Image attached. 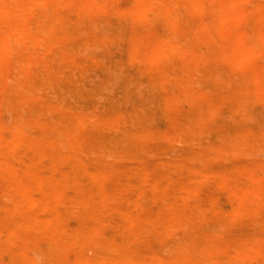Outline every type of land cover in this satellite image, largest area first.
<instances>
[{
  "label": "bare ground",
  "instance_id": "bare-ground-1",
  "mask_svg": "<svg viewBox=\"0 0 264 264\" xmlns=\"http://www.w3.org/2000/svg\"><path fill=\"white\" fill-rule=\"evenodd\" d=\"M134 1L131 6L122 10L132 19L139 18L138 12L141 11L139 4H141L143 11L150 12L169 27L176 26L179 21L183 22L182 25L176 26L175 37L178 40L172 36L171 32H166L159 36L155 44L142 41L139 45L133 46L134 49H138V46H146L149 49L151 54L146 55L144 59L152 65L153 72L159 68L160 57L170 58L179 49L182 51L199 49L193 61L186 64L190 65L186 75L177 76L167 73L162 79L152 81L153 85L159 89L165 78H173L183 87L177 96L178 103H189L196 108L191 115V123L185 124L181 128L178 136L169 141V146H186L190 141L198 146H210L207 143L211 122L210 114L219 113L218 110L227 106L228 103L223 99H218L210 104H202L192 89L200 84L203 85L205 92L215 87L221 90L229 88V80L222 77L212 65H209L207 59V56L212 53L211 44L215 33L221 39L227 36L236 39L230 52H221L226 68L243 71L248 69L249 59L264 56V48L260 44L264 42V31L257 28L248 35L241 33L237 28L239 25L249 24L252 15L264 22V6L256 5L254 10L249 12L241 9L239 4L241 2L255 3V0ZM115 2L116 0H0V18L7 20L4 23L5 27L0 28V78L2 79L0 83V183H5L7 187L5 191L0 187V194L20 197V204H15L16 207L12 209L17 208L19 211L30 213L29 209L38 204L37 197L22 177H29L32 185L36 187L43 186L39 175V170L42 168L40 160L48 163L57 160L72 162L80 166L85 160L90 159L93 162V168L88 171V175L92 179L103 181L110 176L108 169L100 167L105 154L94 152L75 140L76 126L93 123L103 127L107 131V138L103 144L106 156L128 157L135 151L136 154L131 157L139 163L145 162L146 155L142 150V144L146 139L144 124L147 123V118L143 116L142 104L138 100L132 107L126 108L125 106L130 100L128 93L120 94L115 98L104 96L102 103H95V96L88 91L89 88L94 90L95 87L89 86L87 79L91 69L98 68L99 64L96 60L84 59L81 50L93 45V41L90 40L97 41L91 36L87 40L75 38L78 33L84 30L87 23L92 25L100 17L108 16L114 9ZM40 6H44L46 12L40 13L38 11ZM206 8L218 10L220 13L206 23H197L190 18L191 13L202 12ZM19 12L25 14L26 18L17 22L11 20ZM230 24L236 25V27L230 26ZM104 33L106 34L105 31ZM53 36L73 40L76 45L73 49L61 47L43 48V50L36 49L32 45V42L42 45ZM117 56L114 54L112 57L116 59ZM48 58L56 59L57 65L52 68L47 67L45 63ZM137 58L136 53L129 52L126 58L122 59L127 72L125 78L132 79V69L128 61ZM7 60H13L12 67L5 64ZM250 85L254 87V92L239 100L235 105L234 115L239 111H245L249 117L259 119V123L252 126L246 133L249 136L255 135L257 142L249 141L244 135L227 133L223 135V139L229 140L230 145L212 144L209 149L202 152L200 159L226 158L228 155H253L259 144L264 146V69L254 74ZM52 89L61 91L78 103H82L85 107L83 112H79L70 100L63 104L50 99L48 93ZM240 92V89H233L234 94ZM24 98H29L30 101L22 103L21 100ZM120 104L123 105L121 111L114 114V110ZM22 109L33 111L34 117L31 120L23 118L20 114ZM146 111L149 114H157V111L152 107L147 108ZM5 113L11 115L10 121ZM52 117L57 118L55 125L50 124ZM32 127H36V129L32 130ZM20 148L27 151L24 157H18L15 154V150ZM62 148L69 150L70 154H60L59 149ZM32 154L37 160L32 158ZM16 162L19 163V168L14 165ZM174 162L186 165L182 155L175 158ZM190 169L193 172L192 182L189 185L180 186L184 197L189 198L209 178V174L218 173L217 170L209 171V169L200 168L197 165H193ZM133 170L134 173L139 170L146 176L145 184H143L145 187L140 191L142 196L168 199L169 196L165 192V188L154 180L143 165H136ZM244 172L246 182L237 186H223L232 194L241 197L240 200L234 201L231 208L225 213L217 208H214V211L219 215L225 214L229 225L234 224L242 217H248L253 221L255 232L248 239L251 241L250 244L242 238L229 251L208 250L201 248L200 243L193 239L191 233H182L185 235L184 248L168 247L166 245L167 237L178 230L169 226L160 241L155 243L157 244L156 252L146 264H176L178 259H193L196 260V264H205V259L212 255L223 256L222 258L225 259L223 262H226L224 264L264 260L263 249L252 246L261 240L260 233L264 227V166L259 167L258 171L246 168ZM63 175L67 179L66 173ZM127 182L135 188L140 185L135 176L129 177ZM67 185H74V183L68 180L62 185L46 188L56 204L64 203V190ZM75 186L78 191L81 189L80 185L75 184ZM160 188L162 190L159 191ZM117 202L120 203V197L106 190L103 185L98 186L88 197L83 198L76 195L72 211L68 216L80 215L90 219L91 222L86 232L66 237L54 234L42 236L51 246H60L64 254L68 253L75 244L89 245L98 250H107L104 258L96 257L88 260L78 256L71 261L61 263L57 261L58 253L56 251L41 247L40 243L43 238L38 235L32 239V246L36 247L37 255H29L26 250L22 253L26 264H120V254L116 251V244L104 238L100 232V226L106 222L105 215L101 214L99 217L95 215L107 208L118 211L122 223L131 229L123 238L127 249L146 228L162 220L164 209L156 211L154 220L141 226L128 213L124 212ZM135 204L139 206V203ZM89 205H92L93 209L85 210V207ZM58 207L53 206L52 209L51 222L53 223H58L63 215ZM198 212L203 215L206 209L200 207ZM42 224L41 218L31 215L27 226L43 231ZM222 234V231L218 230L214 237L217 238ZM12 240L10 239L8 246L14 243ZM198 248H200V252L195 251L194 253V250ZM132 262L137 264L141 261L138 258H133Z\"/></svg>",
  "mask_w": 264,
  "mask_h": 264
},
{
  "label": "rangeland",
  "instance_id": "rangeland-1",
  "mask_svg": "<svg viewBox=\"0 0 264 264\" xmlns=\"http://www.w3.org/2000/svg\"><path fill=\"white\" fill-rule=\"evenodd\" d=\"M134 0H116L115 7L112 12L104 17H100L92 25L86 24L84 30L75 37L80 40H87L91 36L94 40L90 48L81 50L84 59L96 60L99 64L98 68H92L90 76L87 79L88 85L95 87L88 91L95 96V103H102L104 96L112 98L120 94L128 93L130 100L126 104L127 107H132L136 101L142 104L143 116L147 118V123L144 124L146 139L142 144V150L146 157L144 163L135 161L131 156L115 157L106 156V150L103 148L107 131L96 124L89 123L75 127V140L94 152H103V160L100 165L102 169H108L110 176L106 180H94L88 175V171L93 168V162L90 159L85 160L80 166L72 162H45L40 160L42 168L39 170V175L43 181V186L36 187L32 185L29 177H22L27 183L32 193L37 197L38 204L29 209V212L19 211L15 204H20L19 196H6L0 194V264H26L25 258L22 256L23 251L29 255H37V249L32 246V239L40 235H59L66 237L67 235H76L86 232L91 220L81 217L80 215L69 217L68 214L72 211L73 201L76 195L83 198L90 196L94 190L100 185H103L106 190L120 197L118 205L122 210L128 213L139 225H146L156 217V211L164 209L163 218L159 222L150 225L143 233L138 236L134 242L126 249L123 243V238L131 229L122 223L118 211L116 209H102L97 213V217L101 214L105 215L106 222L100 226L102 236L114 244L116 251L120 254V264H134L133 258L140 259V263L146 262L155 254L157 244L162 238L167 227L172 226L178 229L171 233L166 239L168 247L184 248L185 235L182 233H191L193 239L200 243L201 248L208 250L229 251L236 242L240 239L248 241L255 232L253 221L248 217H242L232 225H229L225 214L219 215L214 211V208L222 212H227L234 201L240 200L241 197L232 194L230 191L223 188L224 185L237 186L246 182L245 169L250 168L253 171H258L259 167L264 166V146L259 144L253 155H228L226 158H205L200 159L203 151L209 149L212 144L230 145V141L223 139V135L232 133L234 135H244L253 143L257 142L255 135H247L246 133L252 126L259 123L257 117H249L245 111H239L234 115L235 105L239 100L254 92V87L250 85L254 74L264 69V56L254 57L249 59V67L246 70L240 71L225 67V59L222 56L223 52H230L236 39L232 36H227L221 39L217 33L211 44L212 53L207 56L209 65H212L219 74L227 78L230 82L227 90L220 88H211L204 91L203 85H197L192 90L201 100L202 104H210L215 100H225L228 105L223 106L217 112L210 114L211 122L207 135V143L210 146H198L193 141L188 145L169 146V141L176 138L181 128L188 123H191V115L196 109L189 103H178L177 96L183 90L180 83H177L173 78H165L161 88H156L152 81L160 80L168 73V75L183 76L188 73L189 66L193 61L194 56L199 49H189L182 51L179 49L170 56V58L160 57V65L157 71H152V65L145 61V56L151 54L148 48L138 46L134 49V45H139L142 41L145 43L155 44L162 33L171 32L176 39V26L183 24L182 21L177 22L176 26L169 27L165 22H162L148 11L142 10V5L139 4V18L132 19L122 12L126 7L131 6ZM9 4V3H8ZM256 5L264 6V0H255V3L241 2V9L245 11H253ZM62 7V6H61ZM65 7V6H63ZM69 7V5H66ZM40 13L46 12V8L40 6ZM44 11V12H43ZM220 11L206 8L202 12H193L190 18L197 23H206L215 18ZM26 18L23 13H16L11 20L17 22ZM104 20V21H103ZM5 19L0 18V28L5 27ZM230 26L236 27L233 24ZM241 33L250 35L254 29L264 31V22L252 15L249 19V24L237 26ZM106 32V34L104 33ZM108 33V34H107ZM90 34V35H89ZM120 38V39H117ZM261 47L264 48V42H261ZM34 48L43 50V48H74L73 40L63 39L57 36L51 37L42 45H37L32 42ZM182 48V47H181ZM129 52H134L138 55L136 60L128 61L132 69V79L125 78L127 76L126 67L122 59L126 58ZM117 54V58L112 56ZM87 61V60H86ZM127 61V59H126ZM57 60L48 58L45 65L52 68L57 65ZM6 65L12 67L13 60L5 61ZM76 76V75H75ZM81 77L80 75H78ZM137 77V79H136ZM141 78V79H140ZM140 79V80H138ZM2 79L0 78V83ZM233 89H240V93H233ZM48 96L52 100H57L66 104L69 100L73 103L79 112L85 109L82 103H78L65 93L50 90ZM30 101L29 98L21 100L22 103ZM123 105H118L114 110V114H118ZM154 108L157 114H149L146 109ZM1 109V108H0ZM7 119L11 120V115L5 113ZM21 116L31 120L34 117V112L29 109H22ZM264 120V119H263ZM57 123V118L52 117L51 125ZM36 127H32L35 130ZM60 154L69 155L70 152L66 148L59 149ZM24 148L15 150L18 157H24L27 153ZM179 155H182L185 164L175 163L174 160ZM34 160L37 158L34 154L31 155ZM1 159V157H0ZM143 165L154 178L155 181L161 183V187L165 188L168 193V199H158L145 197L140 194L143 184H145L146 176L141 171L134 173L136 165ZM19 168V163H14ZM197 165L200 168L209 169V171L217 170L218 173L209 174V178L202 183L194 195L184 197L180 186L189 185L193 179L191 167ZM66 173L67 179L63 176ZM135 176L140 183L139 187H133L127 184L129 177ZM71 181L74 185L65 187L64 203L58 205L56 201L46 191L49 186L62 185L65 181ZM78 184L81 189H76ZM0 187L5 191V183H0ZM262 187V185H260ZM162 190L161 188L159 191ZM48 197V198H47ZM46 200V201H45ZM139 203L137 206L135 203ZM53 206H59L62 211L58 223L51 222ZM203 207L206 209L205 214H200L198 209ZM93 206L85 207V210L90 211ZM39 217L43 220V231L28 227L30 216ZM220 230L222 235L214 237L215 233ZM261 240L253 244L254 248H262L264 251V227L261 230ZM42 237V238H43ZM10 239L14 242L8 246ZM44 249H53L58 253L57 261L66 263L76 257L85 259L104 258L107 250H98L89 245L72 246L68 253H62L60 246H51L46 239H42L40 243ZM136 248V249H134ZM200 252V248L195 249ZM223 256L212 255L205 259V264H224ZM130 260H129V259ZM225 258V256H224ZM102 264V263H97ZM176 264H196V260L178 259ZM237 264H264L262 261H238Z\"/></svg>",
  "mask_w": 264,
  "mask_h": 264
}]
</instances>
